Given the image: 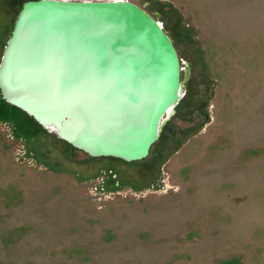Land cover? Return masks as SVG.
<instances>
[{"label":"rangeland","instance_id":"rangeland-1","mask_svg":"<svg viewBox=\"0 0 264 264\" xmlns=\"http://www.w3.org/2000/svg\"><path fill=\"white\" fill-rule=\"evenodd\" d=\"M27 1L0 0V62ZM130 1L191 69L181 99L134 161L0 99V264H264V0Z\"/></svg>","mask_w":264,"mask_h":264},{"label":"water","instance_id":"water-1","mask_svg":"<svg viewBox=\"0 0 264 264\" xmlns=\"http://www.w3.org/2000/svg\"><path fill=\"white\" fill-rule=\"evenodd\" d=\"M190 73L162 22L130 0H29L0 91L87 154L134 161L149 155Z\"/></svg>","mask_w":264,"mask_h":264},{"label":"trees","instance_id":"trees-1","mask_svg":"<svg viewBox=\"0 0 264 264\" xmlns=\"http://www.w3.org/2000/svg\"><path fill=\"white\" fill-rule=\"evenodd\" d=\"M2 103H3V104H6V105H9V106H11V107H13V108H16V110H17L18 112L22 113V114L25 116V119H26L27 115H29V114H28L26 111H24L23 109H21V108L15 106V105H13V104H10V103H8V102L5 101V100H2ZM17 111H16V112H17ZM24 128H26V126H24Z\"/></svg>","mask_w":264,"mask_h":264},{"label":"flooded vegetation","instance_id":"flooded-vegetation-1","mask_svg":"<svg viewBox=\"0 0 264 264\" xmlns=\"http://www.w3.org/2000/svg\"><path fill=\"white\" fill-rule=\"evenodd\" d=\"M3 52H4V51H3ZM1 58H2V57H1ZM0 99H2V98H1V91H0ZM2 100H3V99H2Z\"/></svg>","mask_w":264,"mask_h":264},{"label":"bare ground","instance_id":"bare-ground-1","mask_svg":"<svg viewBox=\"0 0 264 264\" xmlns=\"http://www.w3.org/2000/svg\"><path fill=\"white\" fill-rule=\"evenodd\" d=\"M223 164V163H222Z\"/></svg>","mask_w":264,"mask_h":264}]
</instances>
